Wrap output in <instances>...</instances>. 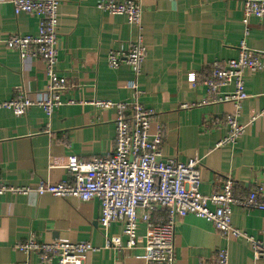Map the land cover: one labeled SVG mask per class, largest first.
<instances>
[{
	"label": "crops",
	"instance_id": "obj_1",
	"mask_svg": "<svg viewBox=\"0 0 264 264\" xmlns=\"http://www.w3.org/2000/svg\"><path fill=\"white\" fill-rule=\"evenodd\" d=\"M58 70L69 89L50 117L32 107L23 117L0 109V178L14 187H33L42 181L53 185L70 181L66 166L71 157L91 161L110 156L116 146V110L96 109L92 101L131 103L139 98L155 111L151 135L162 128V159L187 163L202 161L200 192L211 195L230 177L235 195L244 197L264 181V19H249L245 35L244 0H133L143 7L141 36L148 53L141 74L130 67L112 69L111 50L125 51L138 31L126 17L102 13L101 0H59ZM39 17L14 15L10 0H0V102L15 98L23 88L33 98H44L49 85L42 59L22 61L7 45L12 35L37 36ZM261 53L263 67L245 74L248 98L242 103L240 122L245 134L234 146L217 147L227 135L224 120L234 111L231 103L204 104L207 88L200 82L210 76L215 62L237 59L239 45ZM197 75L198 86L190 83ZM232 87L224 91H232ZM256 118L255 120H253ZM165 216L155 213V220ZM98 199L82 202L52 195L39 197L6 194L0 197V264L20 263L24 256L15 245L30 233L46 243L87 242L98 249L87 264H139L146 246V226L138 227V247L117 252L105 248L99 225ZM233 226L264 240V213L235 206ZM110 235L120 236L114 223ZM177 264H217L226 250L230 264H264L255 260L249 242L225 237L213 225L194 215L176 225ZM31 264H43L32 254Z\"/></svg>",
	"mask_w": 264,
	"mask_h": 264
},
{
	"label": "built area",
	"instance_id": "obj_2",
	"mask_svg": "<svg viewBox=\"0 0 264 264\" xmlns=\"http://www.w3.org/2000/svg\"><path fill=\"white\" fill-rule=\"evenodd\" d=\"M14 15L22 13L39 17L37 36H22L19 33L7 40L9 48L17 50L22 61L42 59L45 63L49 85L44 98L33 99L23 88L18 95L0 102V109H8L17 117L25 116L32 107L41 108L48 116L63 105L70 88L57 68L59 63V0H10ZM97 8L102 13L126 17L138 31L135 42L125 51L111 50L107 61L112 69L127 65L138 77L147 57L148 48L142 40L143 7L133 0H101ZM243 22L248 35L249 19H264V0H244ZM261 53L250 49L245 40L239 45L237 59L215 62L210 76L200 82L207 88L204 104L231 103L234 111L224 120L227 135L217 147L234 146L245 134L247 125L240 122L242 103L248 98L245 90V74L262 69ZM198 77L193 74L190 83L198 86ZM232 87V91L224 89ZM96 109L116 110V146L108 157L83 161L71 157L66 170L70 181L53 185L42 181L33 187H14L0 178V197L8 193L39 197L52 195L64 199L75 198L82 202L98 199L101 204L99 225L105 238V248L117 252L133 251L138 247V227L146 226V246L143 262L139 264H177L175 232L177 222L194 215L210 223L225 237L246 239L255 260L264 258V240L248 235L232 224L233 208L258 210L264 213V181L258 183L248 195L237 197L235 183L230 177L211 195L200 192L202 161L194 157L187 163L162 159V128L151 135L155 111L149 109L139 98L131 103L95 100ZM264 117V109L257 117ZM254 118L253 120H255ZM165 216L155 220V213ZM114 223L122 225L123 243L120 236L110 235ZM24 256L17 264H31L32 254L39 255L43 264H87L97 248L87 242L46 243L30 233L25 241L15 245ZM217 264H230L226 250L217 253Z\"/></svg>",
	"mask_w": 264,
	"mask_h": 264
}]
</instances>
